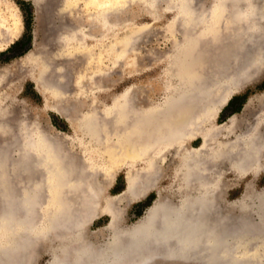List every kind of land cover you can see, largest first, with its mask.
Wrapping results in <instances>:
<instances>
[{
	"label": "rangeland",
	"instance_id": "rangeland-1",
	"mask_svg": "<svg viewBox=\"0 0 264 264\" xmlns=\"http://www.w3.org/2000/svg\"><path fill=\"white\" fill-rule=\"evenodd\" d=\"M93 1L96 4L99 0ZM133 1L113 0L116 6L124 4L122 8L114 11V14L117 13V16L122 19L119 21L120 27H118L117 33L115 32L117 35L114 36L113 30L110 32V38H103V42L97 44L96 50L105 53L106 45H112L114 41L117 42L119 36L121 37L118 40L134 30L139 32L145 30V32L142 31L140 36L136 35L131 41V44L134 45L128 47L126 60L115 65L111 59L113 53H110L111 57L109 56L108 59L104 56L106 59H102V66L111 67L108 76L102 75V77L94 79L86 77L82 81L77 78L79 63L69 61L64 64L53 52H57L56 48L60 45L63 32L70 30L80 20V15L85 18L90 14L88 10L95 6L92 5V0L88 1L91 5L86 0H0V16L6 14L8 17V6H13L19 17L20 31L18 39L0 51V69L9 68L8 70L13 75L11 82L6 83L4 91L2 90L7 99L2 101L6 113L3 115L0 112V119L1 116L6 117V124L9 122L14 128L11 133L0 132V144L3 146L0 145V150H4V147L6 150L10 143L15 146V137L19 136L20 131L18 129L19 122L22 125H25L26 122L30 124L40 122L50 134L60 137L63 141L62 151L65 154V159L68 161L70 171L74 172L72 177L83 180L80 183L78 181V186L81 187L80 190V187L76 188L78 192L73 190L74 187L70 188L73 191H70L69 188L66 189L64 196L67 199L64 197V200L68 201V198H71L69 203L72 205L75 202L73 205L75 204V207L77 206L83 213L85 209H89L86 207L82 210L81 206L85 205L83 202L92 198L89 190H92L93 187H103V191L98 196L100 206L95 210V213L91 214L85 227L90 236L102 242L110 237L109 226L112 217L105 208L108 200L113 201L114 206L120 209V217L116 224L121 227H130L139 222L161 197H172L173 200H178L181 193L183 154L184 150H187L185 147L201 151L202 167L206 173L216 174L218 170L222 171L224 206L231 207L230 209H234L235 213L239 215L241 214L239 204L246 201L252 207H249V211H247L249 217L251 216V219L253 217L254 224H259L260 220L256 212L259 200L256 195L264 192V151L259 154V157L263 159L262 165L258 167L253 166L255 163L246 165L245 168L253 167H249L244 173H241L233 166L232 161L228 160L235 156L236 151L227 152L222 159H214L209 156L213 152V143L219 140L230 141L232 143L229 147L234 148L237 143L240 144L242 135L249 132L258 123H264L258 119L264 114L260 100L261 97H264L263 42H254L252 45L260 54V51H263V56L258 55L256 50L258 54L255 53L253 58L254 60L257 55L255 64H253L255 68L252 66V61H249L251 64L248 63V73L245 71L247 63L244 64V67L240 66L245 68L244 71L239 67V52L244 53L251 48V43H247L249 34L247 33V36L244 33V30L248 28L246 27L247 21L235 22L230 19L220 25L216 20H213L209 35H206L208 24L206 21L194 25L191 22H185L184 19L176 20L175 11L164 9L165 3L160 4L157 16L154 17L147 11V7L141 0ZM216 3V0H203L202 7L210 10L216 17L219 14ZM125 7L127 8L125 9ZM65 8H67V13ZM64 23L66 24L64 25ZM254 24L256 33H258L256 38L264 37V19L256 17ZM129 26L130 28L127 29ZM191 27L202 40L200 43L202 46L195 51L198 57L201 53L202 56L199 59L195 58L193 50L190 49L191 46L189 48L187 43L188 37L191 36ZM91 43L93 42L91 41ZM261 48L262 50H259ZM189 49L192 51L190 52ZM29 54L33 55L34 59L30 55L31 58L27 61L24 60V57ZM184 56L190 60L189 68L192 69L196 63L200 64V72L197 75L205 78L204 93L206 98L202 97L203 92L200 90L190 89L183 84L184 81H180L184 74L177 68L180 67L179 63ZM36 57L49 61L50 73L47 78L51 85L56 86L59 82L58 88L64 85L60 90L62 91L61 96H46L38 91L33 80L41 66L40 63L34 64ZM260 58L263 59L258 60ZM257 61L260 63L257 64ZM256 65L260 66L256 67ZM236 68L240 69V73L244 75H240ZM75 69L78 71L76 77L73 72ZM80 71L83 70L80 69ZM229 76H232L233 84H229L230 81L227 80L228 83L226 82L223 87L221 80L228 79ZM79 82H82L80 84L84 90L79 86ZM98 83L103 86L102 89L98 90ZM128 104L133 106L132 109L127 107L126 110L129 112L125 111V106ZM113 105L116 106L118 118H115V114L111 116L113 118L105 115L106 108L113 107ZM57 106L66 111V117L54 110V107ZM121 112L130 114L131 118L127 122L128 127L133 126V121L135 123V119L139 115L141 117L145 114L144 130L141 137L136 134L130 137V142L122 153L112 155L105 148L116 143L112 133L113 130L117 131L118 122L125 118V116L120 118ZM88 113L99 115L98 119L101 122L106 119L108 122L111 121L109 125L112 131L103 142L90 141L78 129V125L81 124L79 115ZM72 119L75 120V124L68 121ZM229 121L232 122L229 123ZM187 130H190L191 133L195 132L191 138L187 137L188 139L182 137ZM173 132H177V135H174L175 143L171 145L169 140L172 137L169 136ZM204 132L211 134L212 140L208 141V143L210 142L209 146H204ZM263 135L264 133L261 138ZM18 147V145L10 147L11 155H14L15 159H18L21 154L17 151ZM139 148L143 155L137 157ZM198 169L200 168L198 167ZM8 170L13 172L10 175V179L13 181H10L14 184L16 195L20 189L26 188L28 183L40 176L39 171L26 172L21 165L10 167ZM153 174L154 177L149 176L150 180H148L147 176ZM137 176L146 179H140L137 185L135 183L133 191L128 192V181L134 184ZM67 178L70 179V177ZM45 192L40 194V208H37L36 213L38 220H41L44 217L43 214L46 213L47 208H42L45 205L47 207L45 202L48 196ZM2 193L0 190V194ZM3 194L0 196L1 214L4 213L5 206H7L5 204L8 203L7 207H9L11 200L15 199V197H11L8 200L9 196ZM2 196L3 198H1ZM67 201L63 203L68 204ZM18 213L24 215L23 210H19ZM41 245L43 249L39 253L37 264H47L51 260L52 254L42 243ZM253 247L255 246L251 244L250 248ZM173 264L187 263L178 260ZM191 264L196 263L192 262Z\"/></svg>",
	"mask_w": 264,
	"mask_h": 264
},
{
	"label": "bare ground",
	"instance_id": "bare-ground-1",
	"mask_svg": "<svg viewBox=\"0 0 264 264\" xmlns=\"http://www.w3.org/2000/svg\"><path fill=\"white\" fill-rule=\"evenodd\" d=\"M86 1L90 4L89 0ZM141 1L147 7V11L154 17L157 16L160 4L165 3L164 9L175 11L176 20L184 19L185 22H191L194 25L200 24L202 21L208 22L206 35H209V29L213 20H216L220 25L221 23L230 21V19L235 22L247 21L246 27L248 28L244 30V33L247 36L249 34L247 43H251V48L247 52H239V67L242 65L244 67V64L250 63L249 61H252V66L255 64L257 55L254 60L253 58L258 50L256 49V51L253 48L254 42H263L264 48V37L259 36V39L256 38L258 37V33H256L254 28L256 17L264 19V0H216V6L219 8V14L216 17L210 10L202 7L203 0ZM92 2V5L95 6L91 10H88L90 14L85 18H82L80 15V22H76L72 28L70 27V30L63 32L60 38V45L56 48L57 52H53L64 64H67L69 61H74V63L77 61L80 66H78L79 75L77 74V69L73 72L75 73V77L78 75L77 78L81 80L86 77L94 79L95 77L100 78L102 75L108 76L111 67L108 65L103 67L102 59L105 57L108 59L109 56L111 57L110 53H113L111 59L115 65L120 61L126 60L125 58H127L126 55L129 51L128 47L134 45L131 44V41H133L136 35L140 36L142 31L145 32V30H140V32L134 30V32L118 40L121 37L119 36L117 42H112V45H106L105 53L97 51V44L103 42V38L105 37L110 38L111 31L114 30V36L117 35L115 32L117 33L118 27H120L119 21L122 19L120 16H117V13L114 14V11L120 9V7L122 8L124 4L116 6L113 0H99L96 4H94L95 1L92 0ZM66 9L64 10L67 13ZM8 11V17L6 14V17L5 15L0 16V51L13 44L20 35L19 17L15 13L14 7L8 6ZM64 21L66 20L64 19ZM129 22L131 23L132 21ZM188 38L189 41L187 43L189 44V48L191 46L190 49L193 50V54L197 59L198 56L195 51L199 50V47L202 46L200 45L202 40L199 39V36L193 29L191 36ZM259 50H262V48ZM263 51H260L261 54L258 51L259 54H257L262 57ZM30 55L24 57V60L27 61L31 57L34 59V56L31 55L30 57ZM201 56L200 53L198 59ZM263 58L258 60H262ZM40 59L36 57V62L34 63L35 65L40 63L41 66L39 73L36 74L33 80L36 87H38V91L46 96H61L62 91L60 90H62L64 85L61 88L59 87V89L57 87L59 82L56 86L50 84L47 78L50 73L49 61ZM258 62L260 63V61H257V64ZM189 63L190 60L187 56L181 59L179 63L180 67L178 66L179 68L177 69L183 72L184 78L182 77L180 81H184L183 84L188 88L190 87V89L200 90L203 92L202 97L206 98L204 93L205 78L198 76L200 64L196 63L191 69L189 68ZM247 64L245 65L246 70L243 67L240 68L243 71H247V66H249ZM253 67L255 68V66ZM8 69H0V112L3 115H5L6 111L4 110L5 106L2 104V101L7 99V96L2 92L4 91L5 84L11 82L13 76ZM80 69L83 71H80ZM239 74L244 75L240 71ZM236 76L238 75L236 74ZM231 79L232 76H229L228 79H222V86L224 87V84L228 83V81H230L229 84H233ZM80 83L82 82H79V86H81ZM81 88L83 87L81 86ZM102 88L103 86L100 84L98 90ZM260 100L264 111V97H261ZM115 107L113 105V107L106 108L104 111L105 115L113 118L111 116L115 114V118H118L119 115L116 113ZM127 107L133 108L132 104L126 105L125 111L127 112H129V110H126ZM54 110L66 117V111L62 110L59 106L54 107ZM120 116V118H124V116L125 118L118 122L117 131L113 130L112 133L114 136L113 140L116 143H112L105 148L112 155L122 153L126 145L129 144L130 137L133 134L141 137L144 130L145 114L141 117L139 115L135 119V123L133 121V126L131 127L127 126L128 119L131 118L130 114L121 112ZM98 117L100 116L96 113L79 115V122L81 121V124L78 125V129L92 142H103L112 131L109 125L111 121L108 122L106 119V121L101 122ZM258 119H260V122H264V114ZM6 121L7 118L1 116L0 132L7 134L11 133L14 128L9 122L6 124ZM68 121L75 124V120L73 119ZM231 122L229 121V123ZM18 124L20 131L18 133L19 136L15 137V146L9 142L10 144L7 145L6 150L5 147L4 150H0V190L1 193L3 192L9 196L8 200L11 197H15L14 200H11L12 202H10L11 205L9 207H7L8 203L5 204L7 206H5L4 213H0V264H37L39 253L43 249L41 243L52 254V258L47 264H173L178 260L187 264H191L192 262L196 264H264V192L256 195L259 202L257 211L256 209L255 211L260 220V222L258 221L259 224H254L253 217L252 219L250 218L251 216L249 217V212L247 211H249L248 209L251 206L246 201L239 204L241 214L237 215L234 209L224 206L222 171L218 170L216 174L206 173L202 167L201 151L185 147L187 150H184L183 154L181 166L182 181L180 183L181 193L178 200L175 201L172 197L159 198L153 207L146 212V215L136 224L130 227L118 226L116 221L120 217V209L114 206L113 201L108 200L105 208L112 217V222L109 226L110 237L105 242H102L90 236L85 227L89 222L91 214L95 213V210L100 206L98 196L103 191V187H93L92 190H89L92 198L89 201L83 202L85 205L81 206L83 207L82 210L86 207L89 208L88 210L85 209L83 213L80 211L81 209L79 210L77 206L75 207V204L73 205L75 202L72 203L71 201L73 206L69 203L71 198H68V201L66 200L68 204L63 203L66 202L64 200L66 189L69 188L70 190V188L74 187L75 189L73 188V190L78 192L76 190L77 187H80L78 186V181L80 183L83 180L72 177L74 172L70 171L68 161H66L65 154L62 151V139L50 134L40 122L35 124L26 122L25 125L19 122ZM183 124L185 123L183 122ZM186 124L188 125L189 123ZM263 126L264 123H258L257 126L242 135L240 144L237 143L234 148L229 147L232 143L230 141L224 142L219 140L213 143V152H210L209 157L222 159L226 156L227 152L236 151L235 156L228 158V160L232 161L233 166L241 173H244L249 167L262 165L263 159L259 157V154L264 151V135L261 138V135L264 133ZM194 133L187 130L182 137L191 138V135ZM203 134L205 137L204 146H209L210 142L208 143V141L212 140L211 134L210 132H204ZM174 135H177V132L170 133L169 137H172V139L169 140L168 137L171 145L175 143ZM17 145L19 146L17 151L21 154L19 155L20 157L18 156V159H15L14 155H11L10 150ZM142 155L139 148L137 157ZM250 164L254 165L245 168L246 165ZM20 165L26 172H30L31 170L39 171L40 176L28 183L26 188L20 189V192L16 195L17 192H15L16 190L14 191L13 180L10 179V175L13 172H9L8 169ZM142 176H137L134 184L128 181V192L133 191L135 183L137 185L139 180H142ZM149 176L154 177V174L147 177ZM67 177H70V179ZM150 177L147 179L150 180ZM43 192L48 197L45 202L47 203V207L45 205L42 208L47 209L46 213L43 214L44 217L38 220L36 219V213L38 211L37 208H40V194H43ZM13 193H15L14 196ZM80 204H82L81 201ZM19 210H23L24 215H19ZM251 244L255 247L250 248Z\"/></svg>",
	"mask_w": 264,
	"mask_h": 264
}]
</instances>
